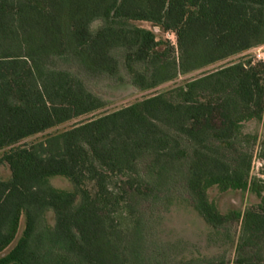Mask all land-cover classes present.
<instances>
[{
  "label": "trees",
  "instance_id": "trees-1",
  "mask_svg": "<svg viewBox=\"0 0 264 264\" xmlns=\"http://www.w3.org/2000/svg\"><path fill=\"white\" fill-rule=\"evenodd\" d=\"M139 22L172 31L176 57ZM261 45L264 0H0V264H168L146 211L179 190L213 230L240 220L233 264H264V178L239 149L264 116V63L241 56ZM122 75L173 83L20 144L106 106L85 78ZM212 189L258 204L222 214Z\"/></svg>",
  "mask_w": 264,
  "mask_h": 264
},
{
  "label": "rangeland",
  "instance_id": "rangeland-1",
  "mask_svg": "<svg viewBox=\"0 0 264 264\" xmlns=\"http://www.w3.org/2000/svg\"><path fill=\"white\" fill-rule=\"evenodd\" d=\"M136 25L153 32L157 40L166 41L168 47L173 50V56L176 57V38L172 31H162L158 26L144 22L136 23ZM259 47L262 49L257 51L256 48ZM263 54L264 45H261L250 49L241 56H244L245 60H251L253 63H264L262 61V58H264L262 56ZM258 55L260 56L259 59ZM213 67L215 66H211L207 69H211ZM201 71L187 76H179L175 82L177 83L185 79L192 78L201 73ZM84 82L88 90L97 95L106 104L102 110L86 117H81L76 121L51 129L45 133L29 137L26 140H23L20 144H26L42 139L47 134L66 129L72 123L96 116L99 113L119 109L149 93H152L153 91L161 90L173 83L168 82L152 91L139 92L131 87L128 78L124 75H122V79H118L116 77H90L88 79L85 78ZM242 134L250 136L256 135L257 137L255 143L239 138L241 141L239 149L251 156L249 180L263 179L264 116L262 121L259 123L254 121L245 123L243 125ZM7 149L0 150V157ZM258 161L263 162L261 165H258ZM0 175L2 177L7 176L6 169L2 166H0ZM50 184L54 187L63 189L71 187L70 184L62 178L51 179ZM186 195L185 191L179 190L177 192L178 198H174L173 203L163 212H158L155 204L150 207L148 212L146 211L147 204L136 207V214H138L139 211H146V213L150 215V219H152L149 237L151 243L153 244L152 248L154 249V253L161 256L168 264H183V262H189L190 264H204L207 261L215 264H219L221 261L225 264H233L235 258V245L240 234V220L238 222H227L222 228L213 230L208 227L203 222L202 218L198 216L197 213L188 205V201L185 200ZM208 195L209 199L215 202L217 208L222 214L233 210L243 212L246 208H254L258 204V199L247 191L219 193L212 189L209 190ZM151 212H153V214ZM47 220L49 223H52V215L49 214L47 216ZM20 229L21 224L19 230Z\"/></svg>",
  "mask_w": 264,
  "mask_h": 264
},
{
  "label": "built area",
  "instance_id": "built-area-1",
  "mask_svg": "<svg viewBox=\"0 0 264 264\" xmlns=\"http://www.w3.org/2000/svg\"><path fill=\"white\" fill-rule=\"evenodd\" d=\"M261 49H262L261 47H259V48H256V50H257V51H259V50H261ZM262 56L264 57V54H263ZM259 57H260V56L258 55V59H259ZM262 61L264 62V58H262ZM262 162H263V161H258V163H257V164H258V165H261V164H262Z\"/></svg>",
  "mask_w": 264,
  "mask_h": 264
}]
</instances>
